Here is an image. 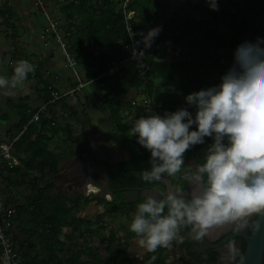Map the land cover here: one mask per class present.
Wrapping results in <instances>:
<instances>
[{
  "label": "crops",
  "instance_id": "crops-1",
  "mask_svg": "<svg viewBox=\"0 0 264 264\" xmlns=\"http://www.w3.org/2000/svg\"><path fill=\"white\" fill-rule=\"evenodd\" d=\"M179 1L168 0L165 9L158 8L149 26H166L165 40L160 42L154 58L170 63V72L174 79L168 88L169 92L178 86L180 63L187 61L193 52H213L207 43L203 44L200 40L188 44V18L195 21L199 18V13L188 6V0ZM66 2L67 0H0V74L10 76L14 65L20 59H28L35 65V70L29 74L23 87L16 88V93L0 90V136H20L26 127L25 125L21 130L15 127L20 112L35 111L48 101L46 85L51 84L60 92H65L78 82L84 83L81 88L65 95L59 101L47 104V110L43 114L45 117L52 114L57 125L49 148L65 157L60 162L59 171L63 170L77 152V144H71L67 140L68 133L84 135V138L90 141L91 151L96 146L100 151L105 150H101L93 141V132L97 125L101 129L106 122L112 123L107 106L113 103L121 116L132 119L143 111L144 97L141 87L128 88L126 78L119 77L120 72L129 75L128 73L135 71V64L124 60L119 49L93 44L90 52L85 50L80 53V50L85 49L88 40L84 36L80 37L78 33L81 18L76 10L68 11L73 13L71 18L63 14L62 6L65 7ZM4 16L10 19L9 24L2 22ZM50 20L55 22V31L50 29ZM223 31V24L219 25V34ZM200 35L202 36L201 32ZM158 36L151 47L145 48L142 42L144 54L152 53ZM56 47H59L63 54L64 65L58 59ZM93 51V56L89 55ZM102 61L104 65L107 63V69L99 75L88 76ZM85 63L89 65L87 69ZM133 101L136 103H132ZM66 124L69 126H64ZM29 153V150L26 151V145L22 143L19 148L14 147L18 164L6 172L0 182L2 199L18 209L12 234L21 263L69 264L78 249L83 246V242H87L104 257V248L96 247L95 239L90 234L79 236L78 230L72 232L69 226H57L56 223L48 222L49 215L53 213V205L47 213V198L56 196L60 191L67 197L72 196L70 191L64 192L59 188L55 174L45 175L44 180H41V173L37 169L26 168V156ZM34 179L36 182L32 184ZM83 196L88 197V193L84 191ZM91 207V204L81 206L78 213L74 210V215L87 216ZM71 223L76 225L73 221ZM77 261L79 264H94L92 258L87 255H81Z\"/></svg>",
  "mask_w": 264,
  "mask_h": 264
},
{
  "label": "clouds",
  "instance_id": "clouds-1",
  "mask_svg": "<svg viewBox=\"0 0 264 264\" xmlns=\"http://www.w3.org/2000/svg\"><path fill=\"white\" fill-rule=\"evenodd\" d=\"M209 6L218 8L216 0ZM161 30L156 25L139 34L145 48ZM131 33L135 38L137 33ZM34 70L28 59L18 60L10 76L0 74V90L23 87ZM184 100L175 110L137 116L130 128L150 153V167L143 169L146 181L176 174L186 150L213 138L203 162L187 173L192 185L187 194L169 190L137 205L130 229L150 250L183 239L182 226L202 238L215 222L264 209V38L240 44L220 81L189 92Z\"/></svg>",
  "mask_w": 264,
  "mask_h": 264
},
{
  "label": "trees",
  "instance_id": "trees-1",
  "mask_svg": "<svg viewBox=\"0 0 264 264\" xmlns=\"http://www.w3.org/2000/svg\"><path fill=\"white\" fill-rule=\"evenodd\" d=\"M167 2L168 0H128L127 2V9L134 11L131 24L134 32L137 33L136 37L138 39L140 54L142 58L149 62V68L146 71L145 77L138 76L135 71L128 73L129 75L120 72L119 77L126 78L128 88L141 87V92L144 94L143 98L149 101V106H143L142 114L139 113L131 119L133 121L132 124H129L128 121L122 118L119 110L113 106V103L107 106V109L110 111V120L118 132L113 139L119 145L120 150L128 152L126 158L110 163L112 180L121 185L136 181L140 183L149 182L143 179V169L150 167V153L137 141L136 136L130 131L135 118L143 115L145 108H152L153 111L161 114L165 110H175L182 106V104H186L184 97L189 92L218 83L221 76L232 67L235 49L242 43L254 41L255 28L246 37V33L250 27V25L248 26V17L254 14L255 11L263 9V0H216L218 4V8L216 9L209 6L210 0H199L198 2L188 0V6L194 8L199 13V18L195 21L188 18V44L190 45L200 40L203 44L207 43L213 52L205 50L198 54L193 52L189 55L187 61L180 63L178 68L180 71V73L178 72V86L169 92L168 88L174 79L170 72V63L168 64L167 61L154 58L156 52L159 50L160 42L165 40L166 26L160 31L151 54H144L142 52V41L139 35L148 30L154 16L158 12V8L165 9ZM176 2L180 1L176 0ZM122 3L123 0H67L66 6H62L63 14L67 18H71L73 13H69L68 11L71 9L76 10L79 18H81L78 33L80 37L84 36L88 40L86 42L87 46L85 45V49L80 50V53L85 52V50L86 52H90L92 45L96 44L117 48L123 56L127 55L128 49L125 45L129 38L125 28ZM8 20L10 21L7 16H4L2 22L9 24ZM222 24L224 31L219 34V25ZM9 26L12 28V23ZM11 35L14 38L13 33ZM92 53L94 54V51L89 53V55H92ZM85 67L87 69L89 65L85 63ZM106 69L107 63L104 65L102 61V63L96 65L95 71L89 72L88 76L99 75ZM215 72H217L216 78ZM184 79L187 80V83L183 81ZM48 85L45 86L46 91ZM48 98L49 96L47 100ZM190 110L194 111V108H190ZM33 111L27 112L23 110L20 112V118L15 127L17 130L23 129L25 125L26 127L16 139L14 146L19 148L21 143L22 145H26V151H30L28 156H26V168L37 169L41 173V180H44L45 175H53L59 172L60 162L65 157L49 148L50 140L57 129L53 115L45 117L42 114L38 121L29 122ZM64 126L68 127L69 125L66 124ZM192 127H195V125ZM34 134L36 135L33 137ZM67 140L71 144L80 145L87 152L91 153L90 141L85 139L84 135H73L70 132L67 134ZM212 142V137H206L204 143L196 144L186 150L184 154L185 159L193 158L197 163H202L207 153V146ZM33 181L32 184L36 182V179ZM77 200V198L70 199L62 192H59L52 198H47L45 201L47 213H49L50 206L53 205V213L49 215L48 222L56 223L57 226L70 224L72 222L70 220L75 218L72 213L75 208L74 202ZM89 200V198H86L84 202L87 203ZM14 208L17 214L18 209L17 207ZM116 211L120 212L119 210ZM130 211H135V209L128 208L121 212L127 214ZM81 220L82 218H78L77 222ZM113 239V236L108 239V254L104 258H101L87 242H83V246L74 255V259L71 262L69 261V264H79L76 260L81 255H87L95 261L102 262V264H129L124 255V250L116 248L112 243ZM64 264L67 263L64 262ZM262 264H264V252Z\"/></svg>",
  "mask_w": 264,
  "mask_h": 264
},
{
  "label": "flooded vegetation",
  "instance_id": "flooded-vegetation-1",
  "mask_svg": "<svg viewBox=\"0 0 264 264\" xmlns=\"http://www.w3.org/2000/svg\"><path fill=\"white\" fill-rule=\"evenodd\" d=\"M93 141L95 142V139ZM88 153L93 157L94 161H98L101 164H106V182L104 181V173L100 169L94 170V178H92L89 182L87 181L88 183L85 182L82 184V182L79 180L71 181L65 176L59 177L57 181V184L62 191H70V196H72L69 197L70 199H78L74 202V210H76L77 213L79 212L78 209H80L81 206L84 207L87 204L92 205L87 213V216H76L74 215L75 211L73 210L72 214L75 218L70 221H73V223L76 225H72V223L70 225H65L69 226L72 232L78 230L77 234H79V236H82L83 234H90V236L94 237L96 232L95 228L99 224L100 228H105V226L101 225V223L103 221L102 219H104L108 214H121L126 217L130 216L131 214H135L137 205L148 196H156L159 198L162 196L161 192L177 189H183L185 194H187V192L192 188V185L189 183L187 173H190L192 166L197 164L193 158L185 159L184 167H188V169L181 175L182 182L177 183L176 177L164 175L160 180L156 181H149L146 183H140L136 181L121 185L119 183L113 182L112 180L110 161L113 158V155L111 153H102L97 149V146L91 151V153ZM101 154L105 155L100 157ZM122 159H118L114 162H118ZM67 168L68 167H64L63 170H66ZM91 186L96 189H91ZM84 191L88 193V197L83 196ZM135 191H137V195H135ZM128 194H130L129 199L126 197ZM86 198L90 199L87 203L84 202ZM74 204L72 202L73 207ZM76 204L79 205L76 206ZM128 208L135 209V211H130L127 214L121 212ZM116 210H119L120 212ZM255 212L256 211H252L244 215L231 217L229 219L221 220L209 225L206 229H204L203 235L209 244L204 243L200 238L194 237L191 234V228L187 225L182 226L181 228V234L184 237L183 239L176 238L170 243V245L159 246L152 250L147 249L141 243L140 236L134 231L128 235V239L120 238L117 233L111 231L104 241V257H106L108 254V239L109 237L111 238V236H113V245H115L116 248L124 250V255L129 261V264H222L224 261H226L227 257L222 256V252L218 250L222 249V251H224L229 242L237 240L239 237H231L216 247L213 245L217 244L224 237L235 231L247 230V232H250ZM78 218H82V220L77 222ZM73 227L75 228L74 230ZM80 228H83V230H80ZM130 238L131 241L129 242ZM244 245L245 241L243 240L240 255L244 249ZM94 251L101 258H104L95 249ZM238 259L239 257L237 260ZM235 262L233 264H235ZM93 263L102 264V262L98 260H93Z\"/></svg>",
  "mask_w": 264,
  "mask_h": 264
},
{
  "label": "built area",
  "instance_id": "built-area-1",
  "mask_svg": "<svg viewBox=\"0 0 264 264\" xmlns=\"http://www.w3.org/2000/svg\"><path fill=\"white\" fill-rule=\"evenodd\" d=\"M127 2L128 0H123L122 3L125 28L129 38L128 42L125 45L128 49V53L126 56L123 57V59L133 62L135 64V72L138 74V76L145 77L146 71L149 68V62L142 58L140 54V48L138 46L137 37H131V30L132 32H134L133 26L131 24V19L133 18L134 11L132 9H127ZM49 26L52 31H55V22L53 20H50ZM66 58L68 62L72 64L70 59L68 57ZM83 85L84 83L78 82L74 87L69 88L65 92H60L59 90L55 89L52 85H48V101L46 103L41 104L32 113L29 122L38 121L42 114L46 112L47 104L59 101L62 97L67 94L73 93L77 89L81 88ZM132 103H136V101H133ZM142 104L144 107H147L149 106V101L143 98ZM16 139L17 137L4 138L0 136V182L2 176L18 164V158L14 154V143ZM15 219V208L7 204L0 195V264H22L19 256V251L15 246L12 234V227L14 225Z\"/></svg>",
  "mask_w": 264,
  "mask_h": 264
},
{
  "label": "water",
  "instance_id": "water-1",
  "mask_svg": "<svg viewBox=\"0 0 264 264\" xmlns=\"http://www.w3.org/2000/svg\"><path fill=\"white\" fill-rule=\"evenodd\" d=\"M76 149L77 152L70 158L65 166L68 168L55 174V179L58 181L59 177L65 176L71 181L79 180L82 184L85 182L88 183L94 178V170L100 169L104 173V181L106 182V164L94 161L93 157L80 145H77ZM163 193L165 192H161V195ZM137 194V191H135V195ZM129 196L130 194L126 195L128 199ZM189 227L191 228V226ZM234 236H238L239 238L229 242L224 251H222V249L218 250L222 252V256L227 257L226 261L222 264H233L235 261V264H262L264 252V209L255 212L250 232H247V230L235 231L213 246L216 247ZM200 239L204 243L209 244L204 237ZM243 240L245 241V245L240 255ZM238 257L239 259L237 260Z\"/></svg>",
  "mask_w": 264,
  "mask_h": 264
},
{
  "label": "rangeland",
  "instance_id": "rangeland-1",
  "mask_svg": "<svg viewBox=\"0 0 264 264\" xmlns=\"http://www.w3.org/2000/svg\"><path fill=\"white\" fill-rule=\"evenodd\" d=\"M262 3H263L262 4L263 9L259 11H255L254 14L248 17V26L250 25V27H249L248 32L246 33V37H248L250 33L252 32L253 28H255L256 32L254 35V42L259 41L260 39L264 38V0ZM56 51H57V56H58V59L60 60V63L64 65L65 62H64L63 54L61 50L59 49V47H56ZM216 77H217V72H215V78ZM183 81L187 83L186 79H184ZM16 91H18V89H14L11 93H16ZM180 98H182V96ZM182 106L184 105L182 104ZM152 110H153L152 108H148V109L145 108V111L143 112V114H150ZM122 118L125 121H128L129 124H132L133 122L131 119L127 118V116L125 117L122 116ZM102 129H105V130H102ZM115 132L118 133L115 125L111 122L110 123L106 122L105 125L101 126V129H100V126L97 125L96 130L93 132L96 144L101 147V150L105 148V150H102L103 153L109 152L113 155V158L111 159L110 162H114V161H117L118 159H122L128 156V152L126 150H120L118 144L114 141L113 137L116 134ZM108 135H111V136H108ZM58 144H62V143L58 142ZM103 156L104 155L102 154L100 155V157H103ZM187 169L188 167H184L183 165L181 170L177 172L176 174L171 175V177L172 176L176 177L177 183L182 182L181 175L185 173ZM133 216L134 214H131L128 217L123 216L121 214L106 215V217L102 219L103 221L101 223V225L105 226V228H100L99 226L100 224L95 228L96 232L94 234V237H95L94 245L96 247H100L101 249H103L104 241L107 235L111 231H114L115 233H117V235L120 238L128 239L129 238L128 235L133 232L130 229V223H131ZM130 241H131V238L129 239V242Z\"/></svg>",
  "mask_w": 264,
  "mask_h": 264
},
{
  "label": "bare ground",
  "instance_id": "bare-ground-1",
  "mask_svg": "<svg viewBox=\"0 0 264 264\" xmlns=\"http://www.w3.org/2000/svg\"><path fill=\"white\" fill-rule=\"evenodd\" d=\"M92 188H93V189H96V188H94V187L91 186V189H92ZM94 191H96V190H94Z\"/></svg>",
  "mask_w": 264,
  "mask_h": 264
}]
</instances>
